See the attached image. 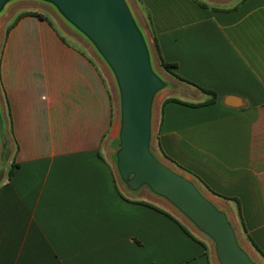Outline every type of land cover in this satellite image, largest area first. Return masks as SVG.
<instances>
[{
    "label": "crops",
    "instance_id": "crops-1",
    "mask_svg": "<svg viewBox=\"0 0 264 264\" xmlns=\"http://www.w3.org/2000/svg\"><path fill=\"white\" fill-rule=\"evenodd\" d=\"M137 4L172 70L216 93L205 105L154 107L152 152L222 196L213 195L264 253V0L217 11L196 0ZM25 11L42 17L22 16L0 39L9 144L5 157L0 149V264H217L161 198L123 190L110 159L118 116L96 61L55 20Z\"/></svg>",
    "mask_w": 264,
    "mask_h": 264
},
{
    "label": "water",
    "instance_id": "water-1",
    "mask_svg": "<svg viewBox=\"0 0 264 264\" xmlns=\"http://www.w3.org/2000/svg\"><path fill=\"white\" fill-rule=\"evenodd\" d=\"M17 0H0V14ZM83 36L108 67L118 93L113 161L128 192L145 187L177 210L213 243L217 264H261L241 245L228 212L195 181L161 161L151 149L157 94L169 86L153 67L151 51L128 0H39ZM0 100V149L8 152Z\"/></svg>",
    "mask_w": 264,
    "mask_h": 264
},
{
    "label": "rangeland",
    "instance_id": "rangeland-1",
    "mask_svg": "<svg viewBox=\"0 0 264 264\" xmlns=\"http://www.w3.org/2000/svg\"><path fill=\"white\" fill-rule=\"evenodd\" d=\"M196 1L204 2V3H207V4L212 5L214 7H217V8L218 7L231 8V7L240 5L242 2V0H196ZM128 2L130 4L132 12H133L139 26L143 30L145 37L149 43V48L151 51L152 63H153L154 69L156 70V72L161 77H163L165 80H167L169 82V86L167 88H165L164 90L160 91L155 98L154 107H155L156 113H158L159 105H160L161 101L162 100L164 101L167 98H171V97L191 98L192 96L193 97L200 96V97L204 98L205 94L201 93L200 91L193 88L192 86L173 78L171 75H169L167 72H165L164 70L161 69V67L158 64L157 58H156L155 48H154V45L152 43L151 33L149 31L147 20H146V13L143 12V10L138 6L137 0H128ZM31 8H35V9L45 13L47 18L50 19L52 22H54V20H55L56 22H54V25L56 27H58V24H59L60 28L67 34V36L70 39H72L75 43L80 45V47L84 48L94 58V60L96 61L97 65L100 69V72L104 78V81L106 82L108 89L111 93L112 100L114 103V110H115L116 117H117L118 112H119V110H118V107H119L118 93H117V89H116L113 77H112L108 67L106 66L104 61L101 59V57L96 53V51L94 50L92 45L83 36H81L76 31H74L71 27H69L60 18V16L55 12V10L53 9V7L51 5H49L45 2L39 1V0H17V1L10 3L9 5L6 6L4 11L0 14V39H1V35L6 30V28L10 25V23L14 20V18L19 13H21L27 9H31ZM193 93H194V95H192ZM190 95H192V96H190ZM155 155H157V157L161 161L169 164L170 166H172L173 168H175L179 172H181L184 175H186L187 177L193 179L195 181V183L199 186V188L208 197L213 199L220 207H222L226 211H228L230 218H231V221H232L233 225L235 226L237 237H238L241 245L248 251V253L252 256L253 259H255L256 261H258L261 264H264V259L254 250V248L244 238L245 235L242 232L241 228L239 227L238 220L230 213L227 202L225 200H221L217 197H214L212 194L207 192L204 189V187L197 182L196 179H194L192 176H190L186 172L180 170L179 168H177L176 166H174L173 164H171L170 162L165 160L157 152ZM110 159L114 163L112 155L110 156ZM116 176H117L118 182L122 186L123 190L127 191L126 188L120 182L117 173H116ZM164 207L169 208L168 210L171 211L174 214V216L177 217L178 222L182 223V225L185 228H187L188 230H191L196 236L201 237L203 240H205L209 244V246H210L209 248H210L211 254H212L211 256L214 259V249H213L212 241L207 236H205L202 233H200L199 231H197L192 226V224L188 220H186L185 217H183L177 210H175L172 206H170L165 201H164Z\"/></svg>",
    "mask_w": 264,
    "mask_h": 264
},
{
    "label": "trees",
    "instance_id": "trees-1",
    "mask_svg": "<svg viewBox=\"0 0 264 264\" xmlns=\"http://www.w3.org/2000/svg\"><path fill=\"white\" fill-rule=\"evenodd\" d=\"M245 0H242V2H244ZM241 2V3H242ZM202 4V3H201ZM205 6V4H202ZM214 10H218V8H213ZM24 15H34V16H39V17H42L41 14H38L36 12H32V11H23L21 13H19L15 18L14 20L10 23V25L6 28V32L8 31L9 27H11L12 25H14L17 20L19 18H21L22 16ZM146 20H147V24H148V28H149V31L151 33V37H152V43L154 45V48H155V52H156V58H157V61H158V64L159 66L161 67L162 70H164L165 72H167L169 75H171L173 78L179 80V81H182L190 86H193L195 87L197 90H199L201 93L203 94H206L209 96V98L203 102H197V103H186V102H182L176 98H167L164 100L165 101H170V100H173V101H176V102H180V103H185L187 105H191V106H199V105H205V104H208V103H212L215 101L216 99V93L213 91V90H210V89H206V88H203L201 86H198L196 84H194L193 82L191 81H188L184 78H182L181 76H179L178 74H176L172 68L175 66V63L174 62H167L165 61L162 56H161V53H160V50H159V47H158V43H157V39L154 35V31H153V27H152V23H151V20H150V17L149 15H146ZM165 160H167L168 162H170L171 164H173L174 166H176L177 168H179L180 170L186 172L187 174H189L190 176H192L194 179L197 180V182L202 185L204 187V189L209 192L210 194L212 195H216V196H220L216 193H214L212 190H210L199 178H197L196 176H194L193 174H191L190 172H188L187 170H185L184 168H182L181 166L177 165L173 160L169 159L167 156H164V155H161ZM16 165L13 164V163H10L8 168L6 169V176H11L12 175V172H13V168L15 167ZM222 197V196H220ZM225 199H230V198H225ZM234 201L238 202L236 199H234ZM144 204L148 205V206H151V207H154L153 205L149 204V203H146V202H143ZM156 208V207H155ZM158 209L159 211H162L164 214L172 217L169 213H167L166 211H163V210H160L159 208H156ZM240 216V214H239ZM173 218V217H172ZM174 219V218H173ZM176 220V219H175ZM177 222V221H176ZM178 224L180 225V227L182 228V230L187 233L189 236H191L192 238H195L187 228H185L181 223L178 222ZM240 228L242 230V232L244 233V238L247 240V242L254 248V250L264 259V253L258 248V246L255 244V242L252 240V238L247 234L246 230H245V227L242 224H240Z\"/></svg>",
    "mask_w": 264,
    "mask_h": 264
}]
</instances>
